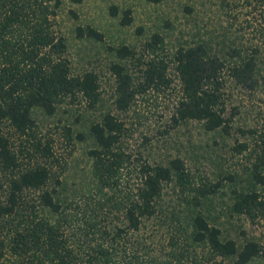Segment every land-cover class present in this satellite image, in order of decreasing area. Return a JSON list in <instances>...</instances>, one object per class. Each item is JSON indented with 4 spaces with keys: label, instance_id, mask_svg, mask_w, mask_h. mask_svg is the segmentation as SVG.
Instances as JSON below:
<instances>
[{
    "label": "trees",
    "instance_id": "16d2710c",
    "mask_svg": "<svg viewBox=\"0 0 264 264\" xmlns=\"http://www.w3.org/2000/svg\"><path fill=\"white\" fill-rule=\"evenodd\" d=\"M79 1V0H75ZM157 2L159 0H148ZM249 1L250 0H246ZM264 6V0H254ZM60 0H0V264H199L216 257L228 264H248L264 258V245L254 239L241 244L223 237L199 209L198 190L188 201V212L161 209L163 185L190 183L179 157L166 163L138 162L135 182L124 183L129 155L121 146L123 124L110 111L88 125L92 145L88 186L78 191L84 205L62 195L60 161L52 143L37 132L35 109L52 114L63 101L84 97L89 107L99 100L96 74L70 72L64 55V37L53 29ZM114 12V11H113ZM126 9L121 23L130 22ZM77 35L97 40L102 33L93 26L75 27ZM158 33L146 42L149 52L140 85L166 84L168 62L157 56ZM117 56L132 54L126 44L114 48ZM150 53H152L150 55ZM228 60L209 52L204 41L179 45L172 63L179 84L174 121L195 119L205 130L230 127L225 114L224 71L236 83L264 92V52L252 47L244 54L234 49ZM110 68L115 76L114 104L126 108L136 89L119 62ZM71 141V129L63 126ZM78 139L83 133H75ZM256 161L251 178L264 190V129L258 133ZM242 149L244 143H238ZM76 203V202H75ZM234 211L253 218L264 215L260 189L237 191ZM195 209V210H194ZM116 217L118 220H114ZM148 222L153 224L146 228Z\"/></svg>",
    "mask_w": 264,
    "mask_h": 264
},
{
    "label": "rangeland",
    "instance_id": "374dc122",
    "mask_svg": "<svg viewBox=\"0 0 264 264\" xmlns=\"http://www.w3.org/2000/svg\"><path fill=\"white\" fill-rule=\"evenodd\" d=\"M126 9L131 19L123 24L120 20ZM77 25L93 26L102 33V39L77 35ZM53 29L64 37V55L70 72L91 70L99 85V100L94 107L79 96L61 102L52 114L40 109L33 112L38 134L50 140L62 163L63 167L53 165L55 172L60 171L62 195L73 200V205H84L78 191L90 183L87 150L92 140L88 125L101 113L110 111L122 121L121 146L131 162L124 169V183L135 182V167L144 159L166 163L179 157L190 183L180 186L173 180L166 182L160 197L161 209L188 212L194 208L188 199L204 190L205 195L199 196L200 205L195 209L200 208L207 221L219 227L223 237H232L239 244L254 239L264 245V215L250 218L231 207L237 191L256 188L264 196V190L253 182L250 173L256 161L258 133L264 129V92L259 87L249 89L236 83L224 71L225 114L231 115L228 131L205 130L195 119L174 121L179 84L171 61L177 46L199 41L206 43L209 52L229 61L237 58L230 57L234 49L241 54L252 47L264 52V6L254 0H60ZM154 32L161 37L155 53L168 62L169 80L147 87L140 83L149 56L146 42ZM121 44L129 46L132 54L117 56L114 48ZM113 62H119L130 74L136 89L124 109L114 104L116 82L110 68ZM66 125L71 129L69 142L63 134ZM77 131L83 133L82 139L76 137ZM240 142L245 144L242 149L237 145ZM260 170L264 172L263 167ZM152 224L148 222L146 228ZM230 262L229 257H216L199 264ZM248 264H264V258L256 257Z\"/></svg>",
    "mask_w": 264,
    "mask_h": 264
}]
</instances>
